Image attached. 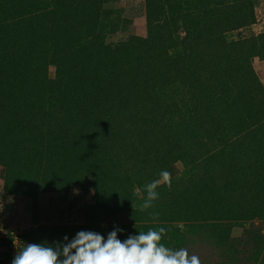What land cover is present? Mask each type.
<instances>
[{"label": "rangeland", "instance_id": "rangeland-1", "mask_svg": "<svg viewBox=\"0 0 264 264\" xmlns=\"http://www.w3.org/2000/svg\"><path fill=\"white\" fill-rule=\"evenodd\" d=\"M161 226L264 264V0H0V264Z\"/></svg>", "mask_w": 264, "mask_h": 264}, {"label": "clouds", "instance_id": "clouds-1", "mask_svg": "<svg viewBox=\"0 0 264 264\" xmlns=\"http://www.w3.org/2000/svg\"><path fill=\"white\" fill-rule=\"evenodd\" d=\"M161 179L145 186L147 196L142 205L147 209L158 199L156 191L170 173L162 171ZM139 191V190H137ZM166 228L135 232L126 239L118 238L123 229L114 227L106 236L91 230L78 231L71 239L48 243H26L16 251L11 264H201L197 255L186 248L171 249L162 242Z\"/></svg>", "mask_w": 264, "mask_h": 264}, {"label": "trees", "instance_id": "trees-1", "mask_svg": "<svg viewBox=\"0 0 264 264\" xmlns=\"http://www.w3.org/2000/svg\"><path fill=\"white\" fill-rule=\"evenodd\" d=\"M214 212L215 211H209V213H211V214H214ZM208 213V214H209ZM215 220H217V221H223V220H226V218L225 217H218V218H216Z\"/></svg>", "mask_w": 264, "mask_h": 264}]
</instances>
